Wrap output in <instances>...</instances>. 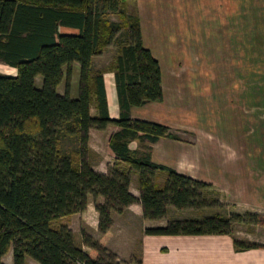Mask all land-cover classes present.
<instances>
[{
  "label": "trees",
  "instance_id": "1",
  "mask_svg": "<svg viewBox=\"0 0 264 264\" xmlns=\"http://www.w3.org/2000/svg\"><path fill=\"white\" fill-rule=\"evenodd\" d=\"M70 29L77 33L66 32ZM118 33L111 70L121 113L112 119L103 73L95 72L93 63ZM0 62L16 69L15 75L0 74V264L11 248L12 264H25L26 258L37 264H120L103 241L82 230L86 252L67 225L56 224L84 212L90 196L104 199L95 203L103 238L111 232L112 213L135 203L151 221L163 219L169 207L225 209L211 184L153 163L149 148H130L135 140L181 137L165 125L130 118L131 108L161 102L163 90L160 63L143 45L140 18L129 0H0ZM74 63L80 66L77 98L70 96L69 84L65 94L57 90L64 67L69 80ZM39 76L41 88L36 86ZM94 103L97 117L90 113ZM110 125L119 128L109 144L121 163L102 174L89 163V133ZM133 173L139 198L129 190ZM157 173L166 175L162 185L156 183ZM262 218L215 213L200 220H171L144 234L232 236L236 224L258 226ZM263 247L234 239L236 252Z\"/></svg>",
  "mask_w": 264,
  "mask_h": 264
},
{
  "label": "crops",
  "instance_id": "2",
  "mask_svg": "<svg viewBox=\"0 0 264 264\" xmlns=\"http://www.w3.org/2000/svg\"><path fill=\"white\" fill-rule=\"evenodd\" d=\"M224 1L228 3L227 16L225 15L223 20L221 15H217V18L219 24L223 22L221 23L223 31H228L231 54L225 53L224 60L220 59L217 64H227L231 71L236 70L233 73L230 71V79H261L264 81V8L253 9L252 0ZM189 3L190 0H129L130 10L137 12L140 18L143 45L160 63L163 90L161 102H150L131 108L129 112L131 119L168 125L164 120L172 116V107L166 105V96L176 92L179 97L189 86L183 81L192 79L194 75L185 71L173 70L168 65L189 64L194 61L185 59V53L179 51L177 48L179 39L176 41L172 37H163L166 34L165 31L168 30L163 29L162 35L159 25L150 24L155 19L159 22V17L167 14L168 11L172 13L174 7L180 8L182 12H184L183 9L186 11ZM148 22H150V29L146 27ZM105 52L99 57L105 55ZM112 63L107 68L108 71H102V73L108 112L112 119H117L121 109L115 73L111 70ZM165 64L169 68L166 72ZM237 65L242 68H238ZM90 110L92 117L98 116L95 103L92 104ZM260 118L264 120V114ZM169 128L181 137V141L170 138H161L155 143L135 140L130 143V148L141 151L149 148V158L153 163L164 165L181 175L211 184L219 192L220 202L228 208V214L257 213L264 216V152L257 154L230 152L227 155L204 153L199 150V141L193 132ZM117 131H119L118 127L110 125L106 130L92 129L89 133L90 154H95L97 160H91L90 155L88 159L92 168L99 173L108 174L110 168L121 163L109 144L111 136ZM196 171H202L204 175L212 178H201L196 175ZM165 179L164 173H157V184L162 185ZM129 190L136 198L140 197L139 179L136 173L131 176ZM91 197L88 199L87 210L75 215H82L85 224L96 232L98 231L99 214L95 209L96 199L92 204ZM98 202L103 203L104 199L99 197ZM91 210L94 212V227L86 221L87 215H91ZM205 212L192 209L177 210L169 207L163 219L151 221L143 218L142 205L135 203L121 214L112 213L111 232L116 236L132 230L137 232L141 241L138 264H264V249L236 252L233 239L237 237L146 236L144 234L145 229L164 227L171 220H200L212 215ZM236 240L242 241L243 239L237 238ZM108 247L119 255L116 248L109 245ZM137 263L134 262V264Z\"/></svg>",
  "mask_w": 264,
  "mask_h": 264
},
{
  "label": "rangeland",
  "instance_id": "3",
  "mask_svg": "<svg viewBox=\"0 0 264 264\" xmlns=\"http://www.w3.org/2000/svg\"><path fill=\"white\" fill-rule=\"evenodd\" d=\"M252 3L253 9L264 8V0H252ZM173 9L172 13L168 11L167 14L160 16L159 22L155 19L151 23L148 22L146 27L150 29L149 23L153 26L159 25L162 35L163 29L168 30L165 31L166 34L163 37H172L176 41L179 39L177 48L185 53V59L188 58L194 62L168 66L173 70L185 71L194 76L192 79L183 81L189 84L182 93L183 95L178 97L176 92H172V95L166 96V105L172 107V109L168 108L171 109L172 116L170 119L165 118L164 122L168 125H164L174 130L182 129L193 132L199 141V150L204 153L227 155L230 152L255 154L264 152V120L260 118L264 114V81L261 79H230L229 65L217 64L220 59L224 60L225 53L231 54L228 31H223L221 25L223 22L219 24L217 18V15H221L223 20L225 15L227 16L228 3L224 0H190L186 11L183 9L184 12H182L177 7ZM109 18L112 21H118L115 15H110ZM66 32L77 33L73 29L66 30ZM121 35L122 33L117 34L114 43L106 49L105 55L101 58L95 57L93 63L95 72L108 71L107 68L117 55L119 49L117 41L121 39ZM164 66L165 72L168 71V66L166 64ZM237 67L242 68L240 65ZM234 71L236 70L231 72ZM0 74L15 75L16 69L0 62ZM63 74L64 79L59 87L60 92L59 90L58 92L65 94L69 84L70 96L77 98L80 86V66L77 63L72 65L69 80L68 67H64ZM42 83V77H37L36 86L41 88ZM90 158L93 161L97 160L95 154H90ZM196 175L201 178L209 177L202 171H196ZM210 197H212L211 194ZM91 198L90 202L93 204L94 198ZM205 213H221L227 216L228 208L226 206L225 209L214 208L206 210ZM86 221L92 227L95 226L93 210H91V215H87ZM261 222L262 224L258 226L236 224L232 236L243 239L246 243L264 246V216ZM60 223L70 228L76 245L86 252L90 250L82 243V230L94 239L103 241L109 250L108 245L116 248L119 255L113 253L118 257L120 264H134L139 260L141 241L135 230L119 234V236L110 232L106 238H103L98 231L95 232L85 224L82 215L74 214L65 217L56 224ZM2 261L4 264H12V248ZM25 264L36 263L26 258Z\"/></svg>",
  "mask_w": 264,
  "mask_h": 264
}]
</instances>
